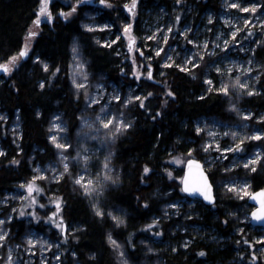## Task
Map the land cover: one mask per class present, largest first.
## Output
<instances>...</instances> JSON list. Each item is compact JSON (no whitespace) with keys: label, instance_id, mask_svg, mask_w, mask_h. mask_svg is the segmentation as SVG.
<instances>
[{"label":"trees","instance_id":"1","mask_svg":"<svg viewBox=\"0 0 264 264\" xmlns=\"http://www.w3.org/2000/svg\"><path fill=\"white\" fill-rule=\"evenodd\" d=\"M160 1L170 4L168 0ZM194 1L202 11L217 9L222 2ZM69 2L76 3V0H55L50 4L54 21L42 22L31 52L9 78L0 74V117H3L0 119V149L4 152L0 155V201L18 192L20 186L34 176L38 165H45L57 157L56 146L49 137L51 119L56 113H62L71 132L79 126L86 103L84 96L74 91L71 80L72 48L73 43L78 42L91 74L118 85L126 94L147 99L143 100L145 107L135 100L126 106L127 120L133 127L113 141L115 171L112 175H119V183L108 181L103 192L89 196L74 181V168L61 180L49 184L48 191L62 199L66 224L75 229L62 243L60 264H122L117 249L108 241L109 233L123 245L129 264L152 263L158 258L164 264H230L234 253H245L246 258H251L252 227L243 219L249 216L252 205L248 198L223 188L221 179L244 175L253 190L264 187V157L250 172L242 169L209 171L206 167L216 190V202L212 205L193 200L183 192L180 179L183 166H173L171 159L194 149V156L203 161L196 121L204 116L230 119L233 114L228 106L238 95L239 107L259 113L264 110V95H247L246 89L241 91L237 87L235 91L233 83L228 86L230 95L209 91L206 74L200 69L186 72L177 65L163 66L161 57L153 60V78L131 79L132 64L124 52L122 39L108 44L104 42L108 31L85 27L86 13L94 10L87 0H81L78 13L72 19L62 18L61 10L65 13L71 10ZM124 2L109 0L116 9L95 10L94 19L98 23H116L122 15ZM153 2L155 0L142 1L145 7ZM39 3L40 0H0V63L8 61L24 47ZM255 56L264 65V42L256 49ZM44 63L49 65L48 69L44 68ZM57 68L59 72H55ZM41 83L45 87L41 88ZM260 83L264 85V68ZM169 88L176 93L174 97L165 95ZM261 89L264 90V86ZM149 92L153 95L148 96ZM16 123L19 124L17 128L14 127ZM260 124L264 130V121ZM259 141L262 144V140ZM145 166L151 171L145 173ZM184 199L197 203L196 215L185 223L214 230L222 238L220 243L212 244L205 238L193 240L187 248L179 247L175 251L162 247L161 240L173 242L193 237L180 229L174 234L172 231L181 223V218L173 214L168 216V212H173L171 205ZM97 203L105 211L103 217L95 212L93 205ZM110 212L123 217L126 224L117 225L108 215ZM153 220L159 223L147 228ZM244 222L245 229L238 233ZM9 227L11 232L19 234L26 229L23 219L14 220ZM132 244L136 247L132 248ZM201 251L207 255H199ZM257 257L251 258L253 262L264 264L263 257Z\"/></svg>","mask_w":264,"mask_h":264},{"label":"rangeland","instance_id":"2","mask_svg":"<svg viewBox=\"0 0 264 264\" xmlns=\"http://www.w3.org/2000/svg\"><path fill=\"white\" fill-rule=\"evenodd\" d=\"M53 1L55 0H51V3ZM87 1L94 10L86 13L85 16L87 19H84V25H91L89 28L91 30L98 29L108 31L106 33L107 39L104 41L108 44L115 43L119 39H122L125 48L124 52L127 54L130 64H132L131 79L137 81L142 78L148 79L146 73L149 70H151L152 73L154 72L153 60L157 57H161V64L163 66L177 65L182 69H200L206 74V82L209 79L213 82L212 85L207 83L208 88L211 87L212 90L219 88L222 83L228 86L231 83L234 84L235 78L240 77L241 83L247 82L250 87H255L257 89V93L253 95H259L261 93L264 95V90L261 89L264 85L262 83L259 84L264 65L255 56L256 49L264 42V0H222L219 8H209L206 11L200 10L194 0H179V2L178 0H168L170 4L166 3L167 1L155 0V3L153 2L152 5L147 7L144 6L145 3H142L143 0H138L134 17L132 13L128 12L126 7V5H131L133 0H125L122 5V15L117 19L116 23H98V21L94 19L95 15L93 13L95 10L116 9L114 4L110 3L112 7H108L101 4L100 0ZM69 4H71V9L76 7V11L67 19L60 14L65 20L72 19L78 13L79 5L74 2H69ZM233 4H238L239 7H232ZM250 5H259V7H257L254 13L251 10H242ZM40 7L41 0L37 9V16L39 15ZM177 16L180 17L178 22L176 20ZM54 19L55 16L53 13L51 18L41 17V24L42 22L52 23ZM138 20H140L139 23L137 22ZM246 22L249 23L246 24ZM41 24L36 25L33 23L30 31H36L38 33ZM104 24H108L110 27L103 28L102 25ZM126 24H132L130 35L135 38L134 48L129 47L131 43L129 35L124 33V26ZM97 25L101 27H97ZM168 28H172V32L169 33L167 31ZM237 28L240 29L239 32H236ZM157 29H159V31H157ZM186 29H190L187 36H185ZM233 32H236L234 39L232 37ZM28 34L25 43L27 42L30 53L36 36L30 37ZM117 37H119L118 40L116 39ZM148 37H152V39H148ZM193 40L197 41L199 49L197 45L190 42ZM204 41L208 42L207 49L203 47ZM234 41H239V43ZM226 42L229 45L227 48L224 47ZM161 48L163 51L157 55V49ZM141 49L143 50V55L140 53ZM200 51L207 53L214 51L215 55H205L202 59L194 61V63L198 64L197 67H192L191 64L186 63V58H190L193 55L199 57ZM78 54L80 56L79 61L76 60V56L73 54L71 80L74 91L76 94H82L86 103L79 126L74 132H71L70 126L67 124L62 113H56L51 119L49 137L58 134L57 139L61 143L71 145V147L66 149L58 148L56 143L51 140L56 146L58 153L57 157L45 165H38L34 176L24 182L20 186L18 192L10 193L0 201V220L5 221L4 224L0 225V230H2L0 231V235H3L4 232L7 233L6 238L0 241V264H6L9 249L12 251L14 264H44L45 261L47 264H60V248L62 243L67 241L73 233L72 227L69 225L66 224L67 230L66 232H62L61 229L57 227L56 223H53V220L58 223L66 222L65 220H59V217L62 215L61 197L48 191L49 184L62 179L54 178L58 173L64 170L62 157L60 155L61 152L68 157L70 171L76 168V175L74 174L73 176L75 182L76 179L82 175L85 176V180H96L97 177L102 179V174L105 171L103 168L105 157H109V163L112 168L111 174L115 171V166L112 164L114 152L113 141L124 131L117 133L115 139H113L112 132L114 131V127L109 126V128H104L97 117L107 120L111 118L112 114H116L119 119V114L123 113L122 118L125 122H129L125 113V108L128 105L125 104V100L133 96L131 94H126V90H123L118 85L104 82L105 80H103L102 77L91 74L87 68V60L80 46ZM23 58L24 57L19 58L16 67ZM8 61L2 63H8ZM81 62H83L86 67L79 72H75L76 83L85 84V87L78 89L76 83H73V75L76 65ZM229 65H231L232 68L231 72L227 71ZM240 65H243V68L239 67ZM217 67L222 69L223 74L216 71ZM249 67L253 69L252 72L246 71ZM14 70L11 73L4 71L2 74L6 78H9ZM136 71L145 73V75L137 79V77L133 75V72ZM81 72L84 73V75H81ZM257 76H259V80L256 79ZM99 85H103V87H98ZM233 90L236 91L237 89L235 88ZM130 93H132V91ZM115 95H119L120 100L112 99ZM93 99L96 100L97 103H91ZM237 100H240L239 95L232 103H235L241 112L247 111L254 114L250 119H245L241 114L232 110L229 105V111L233 114L230 119L223 120L215 116H204L196 121V128L199 126L204 129L203 132H197L202 140L199 151L200 153L202 152L204 156L203 162L206 167H208L209 171H212L211 169H219L223 170L221 172H235V170L242 169L250 172L259 165L261 159L264 157L263 139H261L262 144L259 143V140L255 139L245 140L243 146L244 150L239 152L222 153L220 150L215 149V147L208 151L204 150V146L210 141H218L221 148L232 147L239 142V138L242 136H253L256 131H264L260 124L262 121L258 119V117L264 116V110L256 113L248 108L242 109L239 107V102ZM105 105H107V107H105ZM101 108H104L103 113L101 112ZM56 117L59 119L54 121ZM85 120H87L89 124H94L95 126L88 127V125L84 123ZM54 122L60 123L61 129H54L52 127ZM14 127H19V124L16 123ZM210 131L216 133V135L214 137H209L208 133ZM226 132H235L238 136L237 138H233L232 135H221V133ZM77 153H80L78 158ZM110 153L111 155L109 156ZM83 156H88L89 160L85 162ZM257 156L260 157L259 160H256ZM174 157L184 162L177 163L172 157L171 162L173 166L184 167L185 162L189 158L198 156H194L193 152L189 151L185 155L180 154ZM249 160H253L254 162L248 164ZM50 165L51 167H49ZM245 165H247V167ZM52 169H56V171L53 172ZM42 173L46 174V176L42 175ZM34 177L37 179L34 180ZM29 183L33 184L35 188L31 193L24 187L25 184ZM221 183L223 185L222 187L228 190H231L228 187L229 185H236L237 190L233 191L241 196V198H248L249 195H246L245 192L251 193L253 191L251 182L244 175H235V177L230 176L224 180L221 179ZM245 185L249 187L245 189ZM79 186L81 185L79 184ZM40 189H43V191H40ZM33 196L36 198L35 201H32ZM21 197H23V199H21ZM58 200L60 201L59 211L56 203ZM188 202L187 199L175 202L173 205H177L178 207H172L173 212H168V216L173 214L181 218V223L172 231L174 234L180 229L182 232H190L193 237H185L173 242L161 240L160 242L163 244V248L172 249L174 251L179 247L184 249L185 243L189 245L196 239L201 240L206 238L208 242L212 244H218L222 241V238L215 233L214 230L210 231L208 228L194 223H185L197 213L195 212L197 203L195 201H190L189 204H187ZM21 212H23L24 215H21ZM53 212H56L57 215L51 220L48 219ZM18 219H23L24 226L26 227L20 234L16 233V231L11 232L9 227L14 220ZM243 221L250 223V213L248 219L244 218ZM245 222L239 227L238 233H241L240 229H245ZM251 227V232L249 230L246 233L250 232L255 248L250 252L252 253V251H255L257 255L264 259V241L259 239L260 237H264V227H257L252 224ZM65 235H67V239H64ZM28 237H32V239L38 241V243L30 244L28 242ZM42 241H48V244H43ZM29 249L32 250L29 251ZM117 253L118 260L122 263L119 258V252ZM234 254L233 258L229 261L230 264H255L251 258H246L245 253ZM144 264H164V262L158 258L157 261L152 263L145 262Z\"/></svg>","mask_w":264,"mask_h":264},{"label":"snow or ice","instance_id":"3","mask_svg":"<svg viewBox=\"0 0 264 264\" xmlns=\"http://www.w3.org/2000/svg\"><path fill=\"white\" fill-rule=\"evenodd\" d=\"M179 2V0H178ZM51 3V0H41V7L39 9V15L36 17L35 19V24L36 25H39L41 24V17H45V18H51L52 17V12L49 8V4ZM81 3V0H76V4L79 5ZM100 3L101 4H104L108 7H112V5L109 3V0H100ZM137 3H138V0H133L132 4L131 5H126L127 7V10L128 12L132 13L133 17L135 16V8L137 6ZM232 7H239L238 4H233ZM257 7H259V5H250L249 7H245L243 8L242 10L243 11H249L251 10L253 13L256 12L257 10ZM76 11V7H73L71 9V11H69L68 13H65L63 10H61V15L67 19L69 16L72 15V13H74ZM180 17L177 16L176 20L177 22L179 21ZM249 23V22H246V24ZM85 27H88L90 28L91 25H85ZM97 27H101L100 25H97ZM103 28H108L110 27V25L108 24H104L102 25ZM132 28V24H126L124 26V33L126 35H129V39L131 41V43L129 44V47L130 48H134V45H135V38L132 37L130 35V30ZM157 31H159V29H157ZM167 31L170 33L172 32V28H168ZM190 31V29H186L185 30V36H187V33ZM240 29L237 28L236 29V32H239ZM236 32H233L232 33V37L233 39L235 38L236 36ZM30 37H35L38 35V33L36 31H30L29 34H28ZM117 40L119 39V37L116 38ZM148 39H152V37H148ZM115 42V41H113ZM192 44L194 45H197V48L199 49V45L197 44V41L193 40V41H190ZM236 43H239V41H234ZM107 43V42H105ZM229 45L228 43L226 42L224 44V47L227 48ZM203 47L204 49H207L208 48V42L207 41H204L203 42ZM78 50H79V44L78 42H74L73 43V48H72V51H73V54L76 56V60L79 61L80 60V56L78 54ZM163 49H157V55L160 54V52H162ZM140 53L141 55H143V50L141 49L140 50ZM29 54V46L27 44V42L25 43L24 47L21 49V51L19 53H17L16 55H13L9 58V61L8 63H0V70H3L5 72H8V73H11L14 68L16 67V63L17 61L19 60L20 57H27ZM205 55H215V52H211V53H207V52H204V51H200L199 52V57H197L196 55H193L192 57L190 58H186V63L188 64H191L192 67H197L198 64L197 63H194V61H198V59H202L203 56ZM37 60H40V57L37 56L36 57ZM44 68L45 69H48L49 65L47 63H44ZM84 67H86V65L81 62L79 64L76 65L75 67V71H74V75H73V83H76V75H75V72H79L81 69H83ZM239 67L243 68V65H240ZM184 71L186 72H190L191 69L190 68H184L183 69ZM60 69L57 68L55 70V72H59ZM216 71L217 72H221L223 74V71L221 68L217 67L216 68ZM227 71L228 72H231L232 71V68H231V65H229V67L227 68ZM247 72H252L253 69L251 67L247 68L246 69ZM55 72L53 73V75H55ZM81 75H84V73L81 72ZM133 75L137 77V79L140 78V76L142 75H145V73H141L139 71H136V72H133ZM146 76L148 78H153V73L151 70H149L147 73H146ZM257 80H259V76L256 77ZM85 81H86V76H85ZM207 83L209 85H212V81L209 79L207 81ZM41 88L45 87V84L44 83H41L40 85ZM76 87L79 89V88H84L85 87V84H79V83H76ZM98 87H103V85H99ZM233 88H236V87H239V89L241 91L247 89V95H253V94H256L257 93V89L255 87H250L249 84L247 82H244V83H241L240 81V77H236L235 78V83L232 85ZM212 88L210 87L209 88V91H211ZM217 92H220V93H224L225 95H230V90H229V87L227 84L225 83H222L221 86L219 88L216 89ZM148 96H151L153 95L151 92H149L147 94ZM165 95H170V96H175L176 93L173 92L171 90V88L168 89V91L165 93ZM112 99H115V100H120V96L119 95H115L112 97ZM147 99V97H144L143 99H141V97L139 96H133L129 99H126L125 100V104H130L132 103V101H139L140 102V105L141 107H145L144 103H143V100ZM200 99H203V97H200ZM91 103H97L96 100H91ZM165 103H167V101H165ZM105 107H107V105H105ZM230 108L232 110H235L238 114H241L245 119H250L254 114L251 113V112H241V110L239 108H237V105L235 103H232L230 104ZM148 111H151V109H148ZM101 112L103 113L104 112V108H101ZM119 119L117 118V115L116 114H112L111 118L110 119H107V120H104L100 117H97V119L100 120V123L104 126V128H109V126H113L114 127V131L112 132V138L115 139L116 137V134L117 133H120L124 130H128V129H131L133 127V124L131 121L129 122H125V120L122 118L123 117V113H120L119 114ZM3 117H0V119H2ZM59 118L56 117L54 118V121L55 120H58ZM153 119H155V117H153ZM259 120L261 121H264V116H260L258 117ZM84 123L86 125H88V127H94L95 125L94 124H89V122L87 120L84 121ZM52 127L54 129H61V124L60 123H56L54 122ZM196 131L197 132H203L204 129L203 128H200L199 126H197L196 128ZM58 135V134H57ZM57 135H52L50 137V139L52 141H54L56 143V146L58 148H61V149H66V148H69L71 147V145L67 144V143H61L58 139H57ZM209 137H214L216 135V133L214 132H209L208 133ZM221 135H232L233 138H237L238 134L235 133V132H226V133H221ZM250 139H255V140H261V139H264V131H256L255 134L253 136H242L241 138H239V142L235 144V146H232V147H224V148H221L220 144L218 141H210L208 144H206L204 146V150L205 151H208L209 149L215 147V149L217 150H220L222 153H225V152H239V151H243L244 150V142L245 140H250ZM194 151V149H190V152ZM4 152L2 149H0V155H3ZM61 157H62V162H63V171L58 173V175L54 178H57V179H60V178H63L64 174L66 172H69L70 171V168H69V163H68V157L64 155L63 152L60 153ZM111 155V153L109 154V156ZM80 156V153H77V158ZM259 156L256 157V160H259ZM173 159H175L177 161V163H183L184 161L182 160H179L178 158L176 157H173ZM83 160L85 162H87L89 160V157L88 156H83ZM15 163H19L18 160L14 161ZM254 161L253 160H249L248 161V164H252ZM189 164V172L191 174V170H192V165L193 164H196L197 165V169H198V179L196 181H192L190 179V176H186V177H180V179H182L184 181V188H183V191L185 192H188L190 194H201L203 195V197L205 199H207L208 201H211V202H215V196L213 195L212 193V184L210 182V180L208 179V175L207 173L203 170V165L200 164L199 161H193V160H189L187 162ZM247 167V165H245ZM51 167V165L49 166ZM103 168L105 169V171L103 172V178L100 179L99 177H97L96 180H93V179H88V180H85V176H80L76 179V183L77 184H80L82 186V190L83 192L86 194V195H89V196H92L94 195L96 192H103L104 191V184H106L108 181H111L113 184L115 183H119L120 181V177L119 175H112L111 172H112V168H111V165L109 163V157H105L104 159V163H103ZM253 171L255 170L254 168L252 169ZM53 172L56 171V169H52ZM151 169L148 167V166H145L144 167V172L145 173H148L150 172ZM227 171V169H226ZM42 175H45L46 174H43ZM34 180L37 179L36 177L33 178ZM24 187H26L29 191V193L33 192L35 190L33 184H25ZM229 189L231 190H237L236 189V185L234 184H231L228 186ZM249 186L248 185H245L244 188L247 189ZM40 191H43V189H40ZM242 191V189H241ZM246 195H251L254 199L258 200L259 201V207H257L255 210H253L251 212V217L253 219H255L256 221H259L261 223H264V189H261L259 192H256V193H247L245 192ZM21 199H23V197H21ZM35 196L32 197V201H35ZM57 205H58V211H59V204H60V201H56ZM144 206L147 207L148 206V202L145 201L144 202ZM94 209H95V212L98 216L100 217H103L105 215V211L104 209H102L99 204H94L93 205ZM171 207L175 208V207H178L177 205H171ZM21 215H24L23 212L20 213ZM178 214V213H177ZM57 215L56 212H53L51 214L50 217H48V219H52L53 217H55ZM108 215H110L112 217V219L117 223V225H122V224H126V220L121 217V216H117L115 215L114 213H108ZM235 215V214H233ZM245 219H248V217H245ZM59 220L60 221H63L64 218L63 216L61 215L59 217ZM5 221L4 220H0V225L4 224ZM53 223H56L57 227L61 229L62 232H66L67 230V225L66 223H58L57 221L53 220ZM159 223V220H153L152 224H149L147 225L146 227L151 229L154 225L158 224ZM225 223H227V221H225ZM2 231V230H0ZM73 231H75V229H73ZM241 232H243V229H240ZM158 235L160 233H157ZM7 236V233L4 232L3 235H0V241H2L3 239H5ZM64 239H67V235L64 236ZM261 241H264V237H260L259 238ZM108 241L109 243L113 246V248L117 249L118 252H119V258L121 259L122 261V264H129V261L125 255V252L123 250V245H121L117 240H115L112 236L111 233L108 234ZM28 242L30 244H36L38 243V241L32 239V237H28ZM246 243H251L249 241H245ZM43 244H48V241H42ZM19 247V246H17ZM132 248H135L136 245L135 244H132L131 245ZM184 247L187 248L188 247V244L185 243L184 244ZM253 248H255V245H252ZM32 249H29V251H31ZM47 250V249H46ZM149 251H154V249H151L149 248ZM73 255H76V253H73ZM95 255V254H93ZM199 255L201 256H205L207 255V253L205 251H201L199 253ZM251 258L253 260L255 259H258L257 257V254L255 251H252L251 253ZM58 259V258H57ZM6 264H14L13 262V258H12V251L11 249H9V253H8V256H7V259H6ZM44 264H47V262L45 261Z\"/></svg>","mask_w":264,"mask_h":264},{"label":"water","instance_id":"4","mask_svg":"<svg viewBox=\"0 0 264 264\" xmlns=\"http://www.w3.org/2000/svg\"><path fill=\"white\" fill-rule=\"evenodd\" d=\"M4 71L3 70H0V73H3ZM263 143H264V139H263ZM189 160H193V161H199L201 165H203V170L207 173L208 175V179L210 180L211 184H212V193L213 195L215 196L216 198V190H215V186L211 180V177L209 175V172L204 164V162L202 160H200L199 158L197 157H191L189 158L186 162H185V165L183 167V176L182 177H186V176H190V179L192 181H196L198 179V169H197V165L196 164H193L192 165V170H191V174L189 172V164L187 163ZM181 185H182V190L184 188V181L181 179ZM261 189H264V187H261V188H258V189H254L251 193H256V192H259ZM189 198L191 199H199V200H202L205 204H208V205H212L216 202V199H215V202H211V201H208L207 199H205L203 197V195L197 193L195 195L193 194H190L188 192H185L183 191ZM248 202L249 204H251L253 206L251 212L253 210H255L257 207H259V201L254 199L251 195L248 196ZM250 212V214H251ZM250 223L253 225V226H257V227H264V223H261L259 221H256L255 219H253L250 215Z\"/></svg>","mask_w":264,"mask_h":264}]
</instances>
